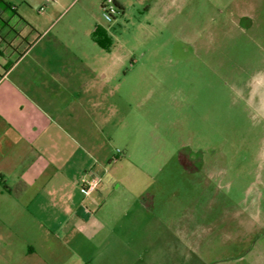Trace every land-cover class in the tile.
I'll return each mask as SVG.
<instances>
[{
	"label": "rangeland",
	"instance_id": "obj_1",
	"mask_svg": "<svg viewBox=\"0 0 264 264\" xmlns=\"http://www.w3.org/2000/svg\"><path fill=\"white\" fill-rule=\"evenodd\" d=\"M54 1L52 34L65 25L69 39L85 31V48H102L91 40L98 21L118 63V112L105 128L113 187L148 193L152 215L197 236L182 264H212L264 236V0H122L110 22L104 0ZM49 2L0 0V9L46 20ZM226 227L239 237L225 240Z\"/></svg>",
	"mask_w": 264,
	"mask_h": 264
},
{
	"label": "crops",
	"instance_id": "obj_2",
	"mask_svg": "<svg viewBox=\"0 0 264 264\" xmlns=\"http://www.w3.org/2000/svg\"><path fill=\"white\" fill-rule=\"evenodd\" d=\"M56 4L46 20L24 10L5 19L0 9V264H182V246L195 248L197 236L152 215L148 193L113 187L105 128L118 112V63L109 49L85 48V31L69 29V39L63 25L52 34ZM93 177L86 193L82 180ZM237 233L226 227L224 239ZM263 237L212 264H264Z\"/></svg>",
	"mask_w": 264,
	"mask_h": 264
},
{
	"label": "built area",
	"instance_id": "obj_3",
	"mask_svg": "<svg viewBox=\"0 0 264 264\" xmlns=\"http://www.w3.org/2000/svg\"><path fill=\"white\" fill-rule=\"evenodd\" d=\"M51 1V0H50ZM43 6L39 7V10H43ZM118 7L114 4L113 0H104L101 5V11L103 18L110 22L114 18V14L118 13ZM97 178L83 179L84 191L86 193L91 192L97 185Z\"/></svg>",
	"mask_w": 264,
	"mask_h": 264
},
{
	"label": "trees",
	"instance_id": "obj_4",
	"mask_svg": "<svg viewBox=\"0 0 264 264\" xmlns=\"http://www.w3.org/2000/svg\"><path fill=\"white\" fill-rule=\"evenodd\" d=\"M113 2L117 7H120L119 4L116 2V0H113ZM6 6L10 7L12 9V11L14 13H16V10L14 7L8 5L7 3H6ZM23 21H25V20L23 19ZM25 23L27 25H29L31 27V29H34L28 22L25 21ZM91 32H92L91 37L96 42V44L99 45L100 47L104 48V49H108L109 39L106 35V30L104 29V27H102L100 25H95Z\"/></svg>",
	"mask_w": 264,
	"mask_h": 264
}]
</instances>
